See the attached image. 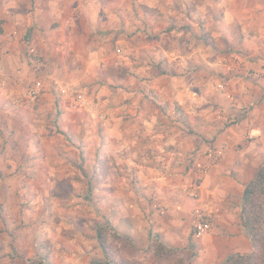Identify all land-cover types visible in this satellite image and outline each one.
<instances>
[{"label": "rangeland", "instance_id": "374dc122", "mask_svg": "<svg viewBox=\"0 0 264 264\" xmlns=\"http://www.w3.org/2000/svg\"><path fill=\"white\" fill-rule=\"evenodd\" d=\"M195 1L219 14L213 0ZM241 9L224 19L201 12L181 18L177 26L184 33L176 36L151 24L140 28L135 12L130 30H96L87 51L75 41L47 54L33 49L29 34H5L0 23V42H13L0 46V264H28L45 254L49 264L102 259L96 226L108 222L122 233L111 220L122 211L116 202L125 203V224L137 229L126 234L138 251L125 257L148 261L154 236L164 240L132 223L141 203L149 207V222L151 209H159L152 174H167V185L186 184L179 186L182 197L194 200L198 159L210 149L226 152L227 145L216 141L238 149L258 141L249 109L236 108L230 93L234 79L264 77V2L246 0ZM192 24L202 29L199 35ZM178 84L192 96L182 113L173 104ZM238 121L246 125L243 132L236 131ZM160 141L180 145L162 149ZM168 155L174 163L165 161ZM185 170L194 175L187 183ZM191 228L183 244L163 243L183 252L187 264H221L226 257L198 250ZM249 239L252 250L240 254L254 251Z\"/></svg>", "mask_w": 264, "mask_h": 264}, {"label": "crops", "instance_id": "0c3cea01", "mask_svg": "<svg viewBox=\"0 0 264 264\" xmlns=\"http://www.w3.org/2000/svg\"><path fill=\"white\" fill-rule=\"evenodd\" d=\"M213 1L219 12L218 15L212 14L206 8L205 1L197 3L195 0H0V23L5 34L8 32L29 34L31 36L29 44L33 49L44 50L46 54L48 50H60L66 42L72 44L75 41L85 44L84 48L87 51L92 46H86V43L93 41L100 32L99 30H104V32L109 30L111 33H124L130 30L133 24H130L129 18L135 12L141 18V23L137 25L140 28L151 24L154 29L158 27L161 34L176 36L184 33L182 31L184 28L177 26L181 18L188 20V18H193L194 13L201 12L202 17L224 19L233 16L231 12L237 9V11L242 10L241 6L246 3V0ZM255 1L258 3V0ZM260 2L263 3L264 0ZM150 17L157 20H152ZM189 20L192 23L191 19ZM190 27L196 36L202 32V29L196 25ZM188 34L190 37L187 38L190 40L193 36L190 32ZM6 40L4 38L3 42H0L1 47H6L5 43L13 44L12 41L7 42ZM189 42L191 41H183V44L187 45ZM143 47L141 45V48ZM74 56L77 57L76 51ZM204 62L201 60L202 66ZM141 64L143 63L139 65ZM164 64L166 66V61L160 63L162 67ZM172 66L175 71L179 70L176 65ZM172 68H168L167 72L174 75L175 71ZM255 70L263 72L261 67H255ZM179 85L174 87L177 99L175 102L180 105V113H182V108L192 96L187 94L188 88L182 90ZM230 94L231 102L236 108L249 109V115L254 124L252 132L258 136V141L241 145L239 139L236 145L239 143L241 149L236 148L234 142L216 141L218 145L222 143L227 145L226 152L217 163L209 167L207 174L201 175L198 169L197 176L200 181L195 185L197 195L194 200L182 197L184 192L179 189L181 183L167 185L165 180L168 177L167 174L162 173L159 176L156 172L152 174L156 176L153 185L155 196L153 202L154 205H158L159 209H151L150 215L147 216L150 219L149 222L145 215L149 207L146 203H141L137 223H132V226H140V229L144 231L159 232L163 242L178 246L187 241L192 234L190 230L193 223L192 214L201 212L207 216L211 226L207 233L194 234L201 253L224 258L232 252L252 250L249 236L241 224L240 214L245 185L264 164V150L261 149L264 145V77L247 80L234 79ZM175 102H173L174 105ZM175 112L179 113V111ZM186 112L190 111L186 110ZM235 125L237 132L246 130L243 121H238ZM175 143L176 146L180 145L176 141H160V147L164 149L168 144L174 145ZM173 157L174 155H168L165 161L172 164L174 162L170 160ZM205 161V156L198 159L199 168L205 165ZM258 162H260L259 165ZM166 170L171 171L167 167ZM185 173V183H187L194 175L191 170L188 172L185 170ZM116 204L115 208L122 211L117 212L114 218L111 217L112 224L122 233L136 231L137 229L131 228L130 224H125V221L129 219L128 213L123 211L122 205L125 203L116 202ZM191 229L194 231V228Z\"/></svg>", "mask_w": 264, "mask_h": 264}, {"label": "trees", "instance_id": "16d2710c", "mask_svg": "<svg viewBox=\"0 0 264 264\" xmlns=\"http://www.w3.org/2000/svg\"><path fill=\"white\" fill-rule=\"evenodd\" d=\"M162 74L166 71L160 70ZM175 109L181 112L175 102ZM241 224L251 237L254 251L250 254L229 253L221 264H264V165L245 185L241 204ZM96 238L102 249L103 258L94 259L90 264H187L185 254L168 246L154 236L148 247V261L127 258L126 253H134L138 248L126 233H119L112 225L97 223ZM28 264H49L47 254L28 260Z\"/></svg>", "mask_w": 264, "mask_h": 264}, {"label": "built area", "instance_id": "2783aa9c", "mask_svg": "<svg viewBox=\"0 0 264 264\" xmlns=\"http://www.w3.org/2000/svg\"><path fill=\"white\" fill-rule=\"evenodd\" d=\"M0 38H1V33H0ZM4 69L3 65L0 60V76L3 74ZM223 155L222 149L216 148V149H210L206 153L205 156V165L200 166V173L201 175H205L208 172L209 167L217 163ZM210 222L207 219V216L204 215L201 212H198L195 214V217L193 218V228L194 231L197 235H202L204 233H207L210 230Z\"/></svg>", "mask_w": 264, "mask_h": 264}]
</instances>
